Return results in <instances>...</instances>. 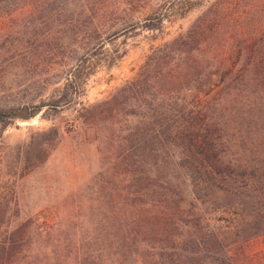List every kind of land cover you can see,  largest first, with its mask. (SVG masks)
Returning a JSON list of instances; mask_svg holds the SVG:
<instances>
[{"label":"rangeland","instance_id":"rangeland-1","mask_svg":"<svg viewBox=\"0 0 264 264\" xmlns=\"http://www.w3.org/2000/svg\"><path fill=\"white\" fill-rule=\"evenodd\" d=\"M204 92L220 102L228 164L248 166L239 190H264V0H0V260L40 258L54 242L84 255L123 225L136 237L153 132ZM164 170L184 194L171 230L186 240L233 225L237 208L264 209L225 187L193 208L184 172ZM245 221L261 230L229 252L264 264V216Z\"/></svg>","mask_w":264,"mask_h":264},{"label":"trees","instance_id":"trees-1","mask_svg":"<svg viewBox=\"0 0 264 264\" xmlns=\"http://www.w3.org/2000/svg\"><path fill=\"white\" fill-rule=\"evenodd\" d=\"M243 73L244 69H241L239 74ZM206 93L197 94L191 100L182 99V108L167 115L171 119L166 118V125L161 126L163 128L157 125L153 132L154 186L148 199L143 196L139 199L143 210H138L139 221L133 227L142 228L136 237L131 225H123L119 230L117 228V232L111 231V236H99L100 238L87 243L84 255H71L69 242H54L40 258H30L28 255L23 258L11 257L6 260V264H149L147 257H153L156 252L157 258L152 259V264H238L229 249L233 244L242 246L243 242L261 230L257 226L248 225L246 221L242 223L243 218L250 216L260 221L264 216V212L260 210L263 209L261 204L257 203L246 216L241 213L242 209L237 211V208L233 225L230 222L227 226L216 224L212 235L210 233L211 237L199 236L186 240L182 233L171 230L175 225H182L186 208L184 194L173 176L175 174L167 172V176H163L166 163L170 161L185 174L187 195L192 200L190 206L193 208L197 201L209 199L214 188L224 187L230 196L239 197L238 199L256 198V202H264L263 189L257 190L252 186L250 190L254 194L239 190L236 175L242 174L247 179L248 166L240 160L228 164L231 159L225 157L219 133L222 128L217 125L220 117H223L219 111L220 102ZM233 96L231 103L237 98ZM238 155L236 160L240 159ZM191 212L192 210L189 211ZM196 217L197 214L192 221L197 220ZM100 232L103 234V230ZM140 234L143 235L142 238L139 237ZM152 237L158 238L155 244L140 242L141 239ZM188 242L190 246L186 248ZM76 248L79 249L80 246L76 245ZM203 249L212 250L214 254H203ZM245 256L250 260L248 254ZM4 263V259L0 260V264Z\"/></svg>","mask_w":264,"mask_h":264}]
</instances>
